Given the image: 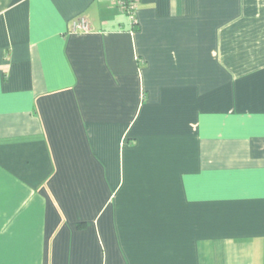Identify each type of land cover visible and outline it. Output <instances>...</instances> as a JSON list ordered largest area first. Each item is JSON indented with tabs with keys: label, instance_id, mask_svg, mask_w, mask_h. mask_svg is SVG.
<instances>
[{
	"label": "crops",
	"instance_id": "1",
	"mask_svg": "<svg viewBox=\"0 0 264 264\" xmlns=\"http://www.w3.org/2000/svg\"><path fill=\"white\" fill-rule=\"evenodd\" d=\"M137 12L0 0V264H264V0Z\"/></svg>",
	"mask_w": 264,
	"mask_h": 264
},
{
	"label": "built area",
	"instance_id": "2",
	"mask_svg": "<svg viewBox=\"0 0 264 264\" xmlns=\"http://www.w3.org/2000/svg\"><path fill=\"white\" fill-rule=\"evenodd\" d=\"M118 4L123 12L127 14L130 18L131 23L133 26H138V19H137V10H138V3L139 0H117ZM73 31L74 32H90L91 26L89 25L88 21L85 18H75L72 21Z\"/></svg>",
	"mask_w": 264,
	"mask_h": 264
}]
</instances>
